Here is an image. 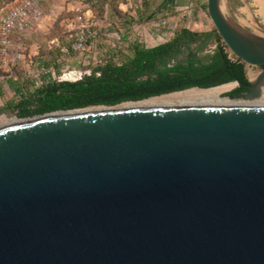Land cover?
<instances>
[{"label": "water", "instance_id": "95a60500", "mask_svg": "<svg viewBox=\"0 0 264 264\" xmlns=\"http://www.w3.org/2000/svg\"><path fill=\"white\" fill-rule=\"evenodd\" d=\"M207 8L233 55L264 65V35L223 0ZM251 82L244 104L101 105L1 125L0 264H264V71Z\"/></svg>", "mask_w": 264, "mask_h": 264}, {"label": "trees", "instance_id": "16d2710c", "mask_svg": "<svg viewBox=\"0 0 264 264\" xmlns=\"http://www.w3.org/2000/svg\"><path fill=\"white\" fill-rule=\"evenodd\" d=\"M174 1L162 0L159 8ZM145 6L149 8L150 3L146 2ZM155 16L156 11H153L146 18L152 20ZM18 37V34L13 36L16 41ZM24 38L22 35V41ZM60 49L55 59L59 68ZM109 49L111 56L92 65L91 75L75 82L46 80L33 91L22 92L2 109L11 110L18 118H26L59 110L118 106L189 88L206 89L236 81L240 84L226 95L244 98L251 91L246 63L231 56L215 26L209 31L183 26L168 41L151 47L134 42L130 45V54L121 63L116 61L118 53L113 47ZM12 86L15 87L14 82Z\"/></svg>", "mask_w": 264, "mask_h": 264}, {"label": "rangeland", "instance_id": "374dc122", "mask_svg": "<svg viewBox=\"0 0 264 264\" xmlns=\"http://www.w3.org/2000/svg\"><path fill=\"white\" fill-rule=\"evenodd\" d=\"M15 1H0V13L4 7L12 5ZM161 1L48 0L45 20L39 27L28 32L22 41L24 58L16 62L13 61L16 51L14 48L10 49L7 61L3 62L0 56V125L17 117L11 110L4 111L2 109L9 101H15L22 92L33 91L41 85L32 76L38 68L44 65L47 68H56L58 75L61 73L59 71L61 67L57 66L55 59L59 55V47L63 46L64 42L68 44L72 39L73 32L70 31L68 23L76 22L79 26L75 20L78 15L88 10L95 13L101 37L89 45L83 54L73 55L65 61V66L80 68L83 66L82 59L91 60L92 65H96L99 61L103 62L111 56L108 51L110 47H113V51L118 53L115 59L121 63L130 54V45L134 42L151 47L168 41L183 26L195 31H209L214 28L206 7L207 0H175L167 7L159 8ZM146 2L150 3L149 8L145 6ZM223 5L227 15L238 21L237 15H240L239 8L242 7L243 0H223ZM153 11H156V16L152 20H148L146 15ZM253 31L264 35V32L261 33L257 29ZM230 53L231 56H234L231 51ZM262 71L261 66H247V73L251 81L255 80ZM46 78L43 79V82L47 80ZM12 82L15 83V87L12 86ZM227 85L221 91L222 99H230L226 94L237 86L235 83ZM174 93L176 92L132 103L169 101L173 104H186L174 97L172 95ZM235 100L245 101V98H236ZM197 102L201 101H192L191 103ZM127 103L131 102L121 105Z\"/></svg>", "mask_w": 264, "mask_h": 264}, {"label": "built area", "instance_id": "2783aa9c", "mask_svg": "<svg viewBox=\"0 0 264 264\" xmlns=\"http://www.w3.org/2000/svg\"><path fill=\"white\" fill-rule=\"evenodd\" d=\"M48 0H16L12 5L4 7L0 13V45H1V60L7 61L10 54V49H16L13 61H18L24 58L22 35L36 27H39L43 22ZM76 22L68 23L70 31H72V39L67 45L61 46V57L59 63L61 68L58 71L56 68H47L42 65L37 69L32 76L43 83V79L57 80L59 82L70 81L75 82L83 79L85 75L92 74V61L83 60V66L80 68L65 66V61L69 60L73 55H81L89 45L97 41L100 36L98 27L99 22L91 10L78 15ZM18 34V40H14L13 36Z\"/></svg>", "mask_w": 264, "mask_h": 264}, {"label": "bare ground", "instance_id": "6f19581e", "mask_svg": "<svg viewBox=\"0 0 264 264\" xmlns=\"http://www.w3.org/2000/svg\"><path fill=\"white\" fill-rule=\"evenodd\" d=\"M226 86L228 85L225 84V85H220V86L206 88V89L189 88L183 91H178L172 95L178 98L180 101H183V103H191L192 101L194 102V101L199 100L202 103H241V104H244L245 101H241V100L222 99L221 91ZM125 105L155 106V105H175V104L169 101H166L163 103H159L156 101H147L144 103H132L131 102ZM15 120L16 119H13L9 121L8 123L14 122ZM6 124H2V125H6Z\"/></svg>", "mask_w": 264, "mask_h": 264}, {"label": "crops", "instance_id": "0c3cea01", "mask_svg": "<svg viewBox=\"0 0 264 264\" xmlns=\"http://www.w3.org/2000/svg\"><path fill=\"white\" fill-rule=\"evenodd\" d=\"M239 10L240 15H237V19L240 24L264 32V0H243Z\"/></svg>", "mask_w": 264, "mask_h": 264}, {"label": "flooded vegetation", "instance_id": "af4514ba", "mask_svg": "<svg viewBox=\"0 0 264 264\" xmlns=\"http://www.w3.org/2000/svg\"><path fill=\"white\" fill-rule=\"evenodd\" d=\"M262 68V67H261ZM262 70L264 71V68H262Z\"/></svg>", "mask_w": 264, "mask_h": 264}]
</instances>
